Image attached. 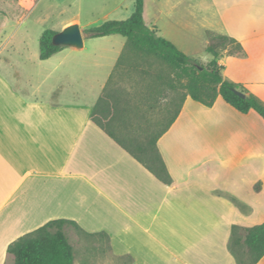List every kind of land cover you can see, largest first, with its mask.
Returning <instances> with one entry per match:
<instances>
[{
  "label": "crops",
  "instance_id": "0c3cea01",
  "mask_svg": "<svg viewBox=\"0 0 264 264\" xmlns=\"http://www.w3.org/2000/svg\"><path fill=\"white\" fill-rule=\"evenodd\" d=\"M144 2L146 25L182 52L199 37L204 49L212 35L240 43L241 54L229 47L218 60L223 78L264 103V0ZM72 24L91 27L75 19L63 28ZM16 27L1 33L0 53ZM126 44L91 101L54 102L37 96L39 89L25 94L30 83L22 89L0 70V264H15L11 243L59 219L108 237L117 264H238L232 227L264 223V119L256 111L242 114L222 97L212 107L187 97L157 143L171 186L92 122ZM66 49L44 62L60 65ZM124 257L131 262L118 260Z\"/></svg>",
  "mask_w": 264,
  "mask_h": 264
},
{
  "label": "trees",
  "instance_id": "16d2710c",
  "mask_svg": "<svg viewBox=\"0 0 264 264\" xmlns=\"http://www.w3.org/2000/svg\"><path fill=\"white\" fill-rule=\"evenodd\" d=\"M144 1L134 0V12L127 20H109L99 26L83 29L85 38L119 35L127 40L125 50L94 107L91 120L157 179L171 186L172 177L157 143L178 118L187 97L206 107H212L216 100L222 97L240 113L247 114L254 110L263 119L264 103L245 88L223 78V67L218 60L222 52L229 47L231 54H241L243 49L240 43L230 36L212 35V42L206 48V52L212 54L213 60L207 65H202L182 52L174 43L159 35L157 27L146 25ZM56 33L51 29L43 32L40 38V60H48L64 49L53 44L52 39ZM144 64H148L150 68L154 65L159 66L160 70L155 73L141 69L142 73L153 75L158 86L169 91L184 90L185 94L174 105L175 110L163 127L158 131L147 130V139L142 142L124 134L121 128L131 126L127 124H130V120L146 118L143 109L147 106L151 108L157 99L146 97L135 101L136 99L125 89L116 85L114 78L116 72L123 66L136 70ZM237 91L244 93L246 97H240ZM68 227L75 228L79 234L86 237L97 236L84 232L73 221L59 219L14 241L9 245L8 252L14 256L15 264H75V250L67 239ZM106 238L108 241V237ZM231 240L230 249L238 264H258L264 257V223L250 228L233 226ZM118 260H123L124 263L131 262L127 257Z\"/></svg>",
  "mask_w": 264,
  "mask_h": 264
},
{
  "label": "rangeland",
  "instance_id": "374dc122",
  "mask_svg": "<svg viewBox=\"0 0 264 264\" xmlns=\"http://www.w3.org/2000/svg\"><path fill=\"white\" fill-rule=\"evenodd\" d=\"M122 4L121 9L119 6ZM128 5L130 8V0H0V37L6 28L12 27L11 30H14L17 26L11 46L0 53V70L21 81L22 89L24 83H30L33 89L25 94H34L31 91L39 89V92H35L37 96L54 102L91 101L100 88V82H104L113 69L126 38H84V52L71 51L65 46L68 58L58 66L55 59L51 62L40 60V38L45 30L60 32L64 29V23L75 19L82 26L127 20L132 15L128 13ZM201 41V37L194 39L191 49L184 53L207 65L212 61V54L206 52ZM82 58L85 60L82 61ZM147 65H141L136 70L123 66L114 78L116 85L125 89L135 101L146 97L157 99L156 103H152L153 107L143 109L146 118L130 120V124H127L131 126L128 128L121 125L124 134L142 142L147 139V130L158 131L163 127L175 110L174 105L185 94L184 90L169 91L158 86L153 75H146L141 69L155 73L160 70L159 66L150 68ZM54 87L56 92L49 95ZM66 233L75 250V264H117L106 248L105 236L86 237L73 227H68Z\"/></svg>",
  "mask_w": 264,
  "mask_h": 264
},
{
  "label": "water",
  "instance_id": "95a60500",
  "mask_svg": "<svg viewBox=\"0 0 264 264\" xmlns=\"http://www.w3.org/2000/svg\"><path fill=\"white\" fill-rule=\"evenodd\" d=\"M83 30L79 24H72L65 27L62 31L57 32L52 39V42L55 46L68 47L81 49L84 46ZM242 98H245L246 95L240 91L236 92Z\"/></svg>",
  "mask_w": 264,
  "mask_h": 264
}]
</instances>
